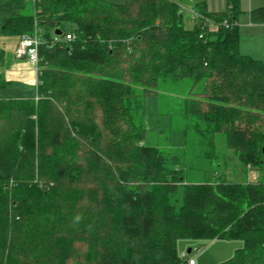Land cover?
<instances>
[{
    "label": "trees",
    "instance_id": "16d2710c",
    "mask_svg": "<svg viewBox=\"0 0 264 264\" xmlns=\"http://www.w3.org/2000/svg\"><path fill=\"white\" fill-rule=\"evenodd\" d=\"M134 1L0 0V36L42 41L35 96L0 98V264H185L179 238H239L219 264H264V62L239 51V0L197 3L192 28L178 0ZM177 75L200 82L186 116L262 179L188 182L143 143V99Z\"/></svg>",
    "mask_w": 264,
    "mask_h": 264
},
{
    "label": "rangeland",
    "instance_id": "374dc122",
    "mask_svg": "<svg viewBox=\"0 0 264 264\" xmlns=\"http://www.w3.org/2000/svg\"><path fill=\"white\" fill-rule=\"evenodd\" d=\"M106 1L121 3L124 0ZM137 1L135 0L136 3L134 4L131 3L134 12L138 9ZM199 1L201 0H178L182 14V24L185 28L193 27L195 18L190 9ZM204 1L206 4L209 3L213 7H218L223 0ZM25 12L33 13V9L31 6H27ZM120 15L122 18H119L118 22L121 23H119V26L127 25L126 27H130L129 16L123 15L124 18L122 14ZM238 20L239 50L253 53L254 57H259L264 62V25H258L259 27L253 29L247 15L241 12L238 14ZM207 25V31H214L215 25L208 24V22ZM255 29L257 30L256 34L253 33ZM18 40L17 36H0V48L4 49V57L0 61L1 74L3 71L16 66V64L21 66L24 62L23 59H26L25 57L16 58L15 49ZM192 81L187 77L178 75L161 77L156 81L154 87L156 92H153V95L146 96L142 102L144 104L142 125L145 128L143 143L157 147L167 156L172 154L179 156L183 160L184 175L188 182H202L215 178H223L232 182L262 179L255 170L239 163L234 151L226 145L222 134L212 135L204 130L206 129L205 125L202 122L199 123L194 116H186L184 110L187 99L191 97L197 100L201 96L199 93L196 94L200 82L192 84ZM142 83L152 85L150 82L145 83L143 79ZM134 87L137 92H140L141 85L136 83ZM17 94L18 91L13 85L0 89V98L17 97ZM201 110L203 111L202 108ZM36 117L37 114L35 113L33 115L34 120ZM46 183L45 180L38 181V185L45 191V186L48 185ZM47 198H42V203ZM242 244L243 242L239 238H214L210 240L179 238L176 240L178 252L185 254L186 261L194 256L195 264H219L221 261L230 258L234 250L241 247ZM189 248L190 251L187 252ZM74 260H79V258ZM74 260L69 264H75Z\"/></svg>",
    "mask_w": 264,
    "mask_h": 264
},
{
    "label": "crops",
    "instance_id": "0c3cea01",
    "mask_svg": "<svg viewBox=\"0 0 264 264\" xmlns=\"http://www.w3.org/2000/svg\"><path fill=\"white\" fill-rule=\"evenodd\" d=\"M201 2L204 10H207L209 12L222 11L225 10L226 8L225 0H223L221 4L218 2V5L220 4L218 7H213V5H210L209 3L206 4L204 0H201L198 3ZM240 12L245 13L247 15L249 19V23L252 24L253 29L259 27L258 25H264V0L238 1V11L235 15V22L237 23V29L239 27L238 14ZM255 32L257 33L256 29L253 31V33L256 34ZM239 51L242 54L249 55L250 57H253L255 59H260L259 57H254L255 55H253V53H250L248 51H243V50H239ZM18 59H23V58H18ZM23 60L24 62L22 63L21 66L16 64V66L7 69V71L5 70L2 72L3 79L10 82L6 87L13 85V87L16 88V91H18V94L16 95L17 97H13V98H32L36 94V83H37L36 68L32 63H30L26 59ZM190 258L194 259L193 264H195V257L193 256Z\"/></svg>",
    "mask_w": 264,
    "mask_h": 264
},
{
    "label": "built area",
    "instance_id": "2783aa9c",
    "mask_svg": "<svg viewBox=\"0 0 264 264\" xmlns=\"http://www.w3.org/2000/svg\"><path fill=\"white\" fill-rule=\"evenodd\" d=\"M190 12L193 14L194 17H200V15L194 9H190ZM65 38L70 39L71 35L66 34ZM54 40H56V38H54ZM41 42L42 41L39 39L36 33H33L32 35H22L21 38L18 40L15 49L16 57H25L30 63L35 66L37 61V47ZM183 255L184 254H182V256ZM186 262L187 264H193L194 259L188 258Z\"/></svg>",
    "mask_w": 264,
    "mask_h": 264
},
{
    "label": "water",
    "instance_id": "95a60500",
    "mask_svg": "<svg viewBox=\"0 0 264 264\" xmlns=\"http://www.w3.org/2000/svg\"><path fill=\"white\" fill-rule=\"evenodd\" d=\"M59 33H60L59 31L54 32L55 35H59ZM263 151H264V148H263ZM189 251H190V248L187 250V252H189Z\"/></svg>",
    "mask_w": 264,
    "mask_h": 264
}]
</instances>
